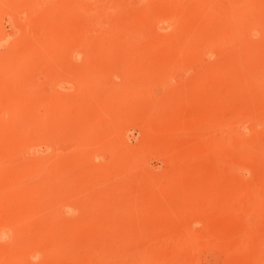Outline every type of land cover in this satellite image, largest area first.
I'll list each match as a JSON object with an SVG mask.
<instances>
[{"label":"rangeland","instance_id":"obj_1","mask_svg":"<svg viewBox=\"0 0 264 264\" xmlns=\"http://www.w3.org/2000/svg\"><path fill=\"white\" fill-rule=\"evenodd\" d=\"M112 1L0 0V264H264V0Z\"/></svg>","mask_w":264,"mask_h":264},{"label":"bare ground","instance_id":"obj_2","mask_svg":"<svg viewBox=\"0 0 264 264\" xmlns=\"http://www.w3.org/2000/svg\"><path fill=\"white\" fill-rule=\"evenodd\" d=\"M110 1H112V0H109V2H110ZM109 2H108V3H109ZM112 3H114V2L112 1ZM189 3H190V2H189ZM84 4H85V3H84ZM115 4H116V3H114L113 6H115ZM125 6H126V5H125ZM142 6H143V5H142ZM143 7H144V6H143ZM196 7H197V6H196ZM117 8H118V7H117ZM185 8H186V7H185ZM105 9H106V8H105ZM110 9H111V8H110ZM114 9H115V8H114ZM200 9H201V8H200ZM79 10H80L81 12H83V10H85V7H84L83 3L79 6ZM103 10H104V9H103ZM115 10H116V9H115ZM129 10H130V9H129ZM141 10H142V9H141ZM145 10H146V9H145ZM177 10H178V9H177ZM185 10H186V9H185ZM205 10H206V9H205ZM116 11H117V10H116ZM91 12H92V11H91ZM91 12H90V13H91ZM112 12H113V11H112ZM150 12H151V11H150ZM162 12H164V11H162ZM173 12H174V11H173ZM173 12L171 11L170 13L168 12V14L164 15V18H162V19H163V21L166 20L167 24H166L165 22H162V24H161L160 26L157 25V24H158V21L160 20V19L158 20V17L160 18V16L157 15L158 17H157V19H155V20H157V22H156V23H157V24H156L157 27H156V28L154 27L155 29L153 28V31L155 30V32H156V33L158 32V33H157V36H156V35H152V36H156V38L159 39V40H160V39H165V40L168 39V41H169V40L172 41V39H174L175 31H174V34H172V35H173V38H172V39L169 37V36L171 35V32H169V33H165L169 28H172V30L177 28V26H176L177 23L174 22V21H175V18L177 19V17H174V15L176 16V14H174ZM114 13H115V12H114ZM130 13H131V12H130ZM139 13H140V12H139ZM139 13H138V16H139ZM152 13H153V12H152ZM152 13H151V14H152ZM154 13H155V12H154ZM154 13H153V15H155ZM172 13H173V14H172ZM191 13H192V12H191ZM200 13H201V12H200ZM160 14H162V13H160ZM163 14H164V13H163ZM186 14H187V13H186ZM196 15H197V14H196ZM91 16H93V15H91ZM98 16H99V15H98ZM148 16H149V15H148ZM87 17H88V16H87ZM151 17H152V16H151ZM154 17H155V16H154ZM161 17H163V15H162ZM88 18H89V17H88ZM140 18H141V17H140ZM102 19H103V18H102ZM151 20H152V19H151ZM95 21H96V23H97L98 20H95ZM133 21H134V19H133ZM141 21H142V19H141ZM143 21H144V20H143ZM94 23H95V22H94ZM145 23H146V22H145ZM164 23H165V24H164ZM163 24H164V25H163ZM96 25H97V24H96ZM153 25H154V24H153ZM156 25H155V26H156ZM147 26H148V25H147ZM92 27L95 28V24L92 23L91 28H92ZM131 27H132V26H130V28H131ZM142 27H143V26H142ZM89 28H90V27H89ZM93 28H92V29H93ZM191 29H192V28H191ZM99 30H100V28H99ZM117 30H118V28H117ZM132 30H133V29H132ZM146 30H147V29H146ZM177 30H179V28H178ZM193 30H194V29H193ZM153 31H151V32H153ZM159 31H160V32H159ZM191 31H192V30H191ZM84 32H85V33H89V32H90V29H87V28H86V29L84 30ZM84 32H83V35H84ZM137 32H138V31H137ZM149 32H150V30H149ZM172 32H173V31H172ZM193 32H195V31H193ZM156 33H155V34H156ZM176 33H177V32H176ZM188 33H191V34H192V32H188ZM90 34H92V33H90ZM216 34H217V33H216ZM175 35H176V34H175ZM147 36H149V35H147ZM191 36H192V35H191ZM201 36H202V35H201ZM211 36L214 37V36H216V35L211 34L210 37H211ZM149 37H150V36H149ZM186 37H188V36H186ZM213 37L211 38V40H210L209 38H207L206 43H209L210 41L213 42V41H212ZM219 37H220V35L218 34V36L215 37L216 40L214 39V42H215V41H216V42H219V40H220ZM123 38H125V37H123ZM132 38H133V36H131V39H132ZM152 38H153V37H152ZM169 38H170V39H169ZM178 38H179V37H178ZM188 38H189V37H188ZM193 38H194V37H193ZM131 39H129V41H131ZM154 39H155V37H154ZM157 39H155V40L158 41ZM186 39H187V38H186ZM208 39H209L210 41H208ZM135 40H136V39H135ZM135 40H134V41H135ZM192 40H193V39H192ZM221 40H223V39H221ZM129 41L127 40V42H129ZM147 41H148V40H147ZM156 41H155V42H156ZM170 41H169V42H170ZM179 41H180V40H179ZM122 42H124V41H122ZM149 42H150V41H149ZM204 42H205V41H204ZM220 42H221V41H220ZM220 42H219V43H220ZM158 43H159V42H157V46H159ZM161 43H162V42H161ZM166 43H167V42H166ZM224 43H225V42H224ZM224 43H223V44H224ZM118 44H119V41H118ZM124 44H125V42H124ZM134 44H135V43H134ZM154 44H155V43H154ZM172 44H173V43H172ZM178 44H180V43L178 42ZM185 44H186V40L183 39L182 42H181V46H183V45H185ZM202 44H203V43H202ZM211 44H213V43H211ZM214 44H215V43H214ZM120 45H121V44H120ZM160 45H161V44H160ZM174 45H175V43H174ZM188 45H190V44H188ZM191 45H192V44H191ZM200 45H201V44H200ZM206 45H207V44H206ZM172 46H173V45H172ZM204 46H205V45H203V48H204ZM209 46H210V44H209ZM214 46H215V45H214ZM175 47H176V46H175ZM190 47H191V46H190ZM181 48H182V47H181ZM183 48H184V47H183ZM206 48H207V46H206ZM206 48H204V49H206ZM212 48H213V47H212ZM208 49H209V48H208ZM36 50H37V49H36ZM203 51H204V50H203ZM208 51H209V50H208ZM205 53H207V52H205ZM216 64H217V63H216ZM223 67H226V65L223 66ZM223 67H222V68H223ZM210 70H212V69H210ZM3 75H4V74H3ZM10 83H11V82H10ZM27 83H28V82H27ZM1 90H2V89H1ZM3 90H4V89H3ZM18 93H19V92H18ZM2 94H3V93H2ZM3 112H4V111H3ZM242 118H243V117H242ZM246 119H247V118H246ZM254 119H255V118H254ZM240 120H241V119H240ZM240 120H239V121H240ZM244 120H245V119H244ZM241 122H242V121H241ZM254 122H256V121H254ZM254 122H253V123H254ZM239 124H240V122H239ZM239 124H238V125H239ZM236 126H237V125H236ZM240 126H241L243 129L245 128L246 125H245L244 121L240 124ZM250 126L252 127V124H251ZM256 126H257V125H256ZM241 127H240V128H241ZM2 173H3V172H2ZM2 173H0V175H1ZM10 181H11V180H10ZM9 184H10V183H9ZM11 214H12V213H11ZM6 217H7V216H6ZM0 219H1V218H0ZM2 219H3V218H2ZM5 219H7V218H5ZM10 220H11V219H10ZM12 220H13V219H12ZM2 222H3V220L0 222V224H2ZM8 222H9V221H8ZM8 222H7V223H8ZM3 223H4V222H3ZM3 225H4V224H3ZM6 225H7V224H6ZM6 225H5V226H6ZM8 228H9V227H8ZM12 228L14 229V227H12ZM1 229H2V228H1ZM4 230H5V229H4ZM0 231H1V230H0ZM12 234H14V233L12 232ZM172 236H173V235H172ZM179 236H180V235H179ZM33 252H34V251H33Z\"/></svg>","mask_w":264,"mask_h":264}]
</instances>
